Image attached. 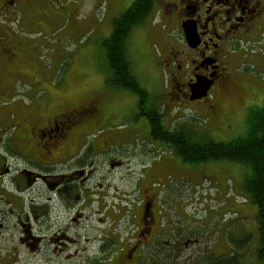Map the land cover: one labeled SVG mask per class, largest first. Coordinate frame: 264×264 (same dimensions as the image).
Segmentation results:
<instances>
[{
	"label": "flooded vegetation",
	"instance_id": "flooded-vegetation-1",
	"mask_svg": "<svg viewBox=\"0 0 264 264\" xmlns=\"http://www.w3.org/2000/svg\"><path fill=\"white\" fill-rule=\"evenodd\" d=\"M53 1L62 0H0V264H223L235 252L242 257L250 238L233 237L235 223L219 222L218 200L188 214L183 184L175 182L183 167L161 138L169 109L205 104L212 89L229 92L242 108L262 104L264 0H154L150 15L169 29L159 33L155 64L166 86L156 99L111 85L19 96L11 79L24 74L26 54L11 22L16 15L21 24L23 17L41 20ZM198 79L210 88L190 100ZM131 99L146 119V133L137 136L116 123ZM158 105L163 132L152 125Z\"/></svg>",
	"mask_w": 264,
	"mask_h": 264
},
{
	"label": "rangeland",
	"instance_id": "rangeland-1",
	"mask_svg": "<svg viewBox=\"0 0 264 264\" xmlns=\"http://www.w3.org/2000/svg\"><path fill=\"white\" fill-rule=\"evenodd\" d=\"M133 1H53L52 14H48L49 9L45 8L41 20H27L23 17L22 24L19 22V15H16L11 22L12 37L14 40L22 41L26 47H23L26 54L24 74L11 79L13 85L17 87L18 95L22 96L25 92H29L41 93L39 96H45L46 92H55L59 89L75 92L105 88L107 84L104 78L108 72L103 42L111 33L112 21L117 19ZM56 12H60V15ZM153 16L152 14L149 16L150 22L132 29L127 39L126 54L139 85L146 94L156 99L166 86V77L162 76V71H159L155 64L161 46L159 33L160 30L168 32L169 29H165L157 21L156 15ZM236 62V59H232L229 65L234 68ZM257 76L264 80L263 73H257ZM239 93L246 96L245 89L240 90ZM232 98L233 95L229 92L212 89L209 92V101L205 104L190 101L183 111L177 110V107L171 104L173 108L167 111L168 125L173 126L178 122L189 120L195 123L198 130H208L209 135L215 140H230L241 136L245 130L242 118L246 116L250 107L258 104L242 108L234 104L236 101ZM127 104L126 116H119L116 123L123 124L120 127L128 126L134 129L135 136L140 135L139 129H143L142 132L146 133L147 126L141 124L142 122L146 124V119L137 113V104H134L132 99L128 100ZM157 104L158 102L155 105ZM210 104L219 108L217 109L220 110L219 116L212 117L215 106L209 108ZM157 107L162 111L161 105ZM174 160L183 167V178L175 182L183 184V201L189 215L195 208L200 211L205 204L214 207L216 200L227 203V206H230L229 202L246 206L244 215L229 208L228 211L233 212L234 216L227 219L220 218L219 222L235 223L230 232L233 237L252 233L248 235L250 238L248 251L240 258L244 263L246 261V264H260L255 254L257 207L248 200L241 189L242 180L250 172L249 168L227 161L213 160L195 165L181 162L176 157ZM237 225L240 227L236 230ZM220 232H222L221 243H227L228 238L221 225L217 234Z\"/></svg>",
	"mask_w": 264,
	"mask_h": 264
},
{
	"label": "trees",
	"instance_id": "trees-1",
	"mask_svg": "<svg viewBox=\"0 0 264 264\" xmlns=\"http://www.w3.org/2000/svg\"><path fill=\"white\" fill-rule=\"evenodd\" d=\"M153 5L154 0H134L117 19L112 21L111 33L103 42L108 72L104 81L108 86L146 95L135 77L126 51L130 32L134 27L142 26ZM250 108L243 120L244 134L230 140H215L209 135L208 130H198L195 123L189 120L169 126L166 132H163V126L158 122L163 113L158 107L156 123L153 121L152 125L153 127L157 125L156 128L165 134L161 140L168 144L173 155L181 162L197 165L213 160L227 161L249 168L250 172L242 180L241 189L248 200L257 207L255 254L257 261L264 264V99L261 105ZM230 240L233 241L229 236ZM240 256V253L235 252L234 257L230 256V263L223 264H244Z\"/></svg>",
	"mask_w": 264,
	"mask_h": 264
},
{
	"label": "water",
	"instance_id": "water-1",
	"mask_svg": "<svg viewBox=\"0 0 264 264\" xmlns=\"http://www.w3.org/2000/svg\"><path fill=\"white\" fill-rule=\"evenodd\" d=\"M184 34L187 42L191 45L195 44V34L193 30L189 27H184ZM210 88V83L203 82L202 80H197L191 88L190 100L200 99L207 95Z\"/></svg>",
	"mask_w": 264,
	"mask_h": 264
},
{
	"label": "crops",
	"instance_id": "crops-1",
	"mask_svg": "<svg viewBox=\"0 0 264 264\" xmlns=\"http://www.w3.org/2000/svg\"><path fill=\"white\" fill-rule=\"evenodd\" d=\"M228 205H230V206H227V203L224 205V210H227V209H229V208H231V210H233V211H237L239 214H241L242 213V215H244V213L246 212V206L245 205H242V204H237V203H231V202H229L228 203ZM225 206H227V207H225ZM233 208V209H232ZM224 210H222L221 211V213H223V212H225ZM241 211V212H240ZM224 217V215H221L220 214V218H223ZM218 238L219 239H221L222 238V232H221V234L218 236Z\"/></svg>",
	"mask_w": 264,
	"mask_h": 264
}]
</instances>
